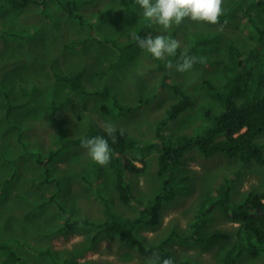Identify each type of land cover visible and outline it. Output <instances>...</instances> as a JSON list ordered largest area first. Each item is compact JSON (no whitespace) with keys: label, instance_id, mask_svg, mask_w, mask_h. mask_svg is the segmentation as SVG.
Masks as SVG:
<instances>
[{"label":"rangeland","instance_id":"1","mask_svg":"<svg viewBox=\"0 0 264 264\" xmlns=\"http://www.w3.org/2000/svg\"><path fill=\"white\" fill-rule=\"evenodd\" d=\"M31 1L16 11L8 0H0V264H146L147 258L127 239L102 232L95 240L98 228L85 221L99 224L106 220L103 199L123 216L136 213L122 206L110 180L95 172L96 166H104L94 163L81 145L66 147V141L91 136L93 129L104 130L107 124L138 140L155 139L158 123L177 96L161 85L163 60L154 59L139 46L127 47L139 30L153 37L171 36L180 48H195L198 57L209 61L184 73L175 67L168 69L170 79L188 89L195 103L172 123L165 132L167 138L174 133L194 135L205 109L215 106L204 82L223 84L218 65L211 61L224 57V44L232 40L245 54L255 51L261 55L264 41L257 36L250 40L249 30H254L245 27L238 10L236 18H219L216 25L185 19L164 32L143 18L136 2L124 6L120 0H97L82 8L80 14L85 18L81 24L79 18L70 19L64 10L51 7L49 0ZM230 2L237 0H222V14ZM253 11L264 27V9L258 6ZM253 64L250 60L248 67ZM79 71L84 72L88 91L109 88L123 104L138 107L136 112L118 119L105 115L101 107L110 105L108 101L79 95L61 81ZM59 119L63 121L60 129ZM53 149L60 151L50 161L47 154ZM145 161L137 163L139 167L146 164L144 170L129 180L137 196L149 200L161 188L162 179L156 154ZM176 173L178 179L186 178V192L164 204L159 225L142 228L137 234L147 246L160 244L173 232L187 235L204 194L226 180L235 202L243 201L252 189L264 192V168L222 155L205 158L197 149L184 155ZM236 227L215 210L211 229L234 232ZM226 247L201 251L177 237L168 245L175 264L186 259L223 264ZM239 261L264 264L262 258L247 252Z\"/></svg>","mask_w":264,"mask_h":264},{"label":"trees","instance_id":"2","mask_svg":"<svg viewBox=\"0 0 264 264\" xmlns=\"http://www.w3.org/2000/svg\"><path fill=\"white\" fill-rule=\"evenodd\" d=\"M49 1H51L49 4L51 7L64 10L70 19L71 17L79 18L80 23L83 24L85 16L80 14L82 8L97 0ZM120 2L124 6H130L135 3V0H120ZM30 3H32L31 0H8L10 7L16 11L25 8ZM258 6L264 9V0L230 2L227 5L229 10L221 14L220 18L221 20L236 18L238 10L245 20V27H251L254 30H249L250 40L257 36L260 41H264V27L261 28L257 23L256 12L253 11ZM45 11L47 12L46 8ZM137 36L146 38L148 35L145 31L139 30ZM78 43L81 44L83 41ZM237 45L232 40L226 42L223 46L224 57H217L211 61L218 65L217 69L220 70L223 84H217L212 80L204 82L208 95L216 103L215 106L211 104L208 109H205L202 114L201 127L194 135L174 133L167 138L165 132L180 115L195 103L194 96L188 89L182 87L179 82H173L170 79L166 64L168 61L177 63L182 53L198 57L195 48H179L175 56H168L166 60L162 61L161 71L164 75L161 85L177 96V100L170 105L165 118L158 123L155 139L151 141L138 140L125 130L115 129V143H113L104 130L93 129L91 136H104L111 149L110 162L103 167L104 169L96 166L95 172L101 179L110 180L120 204L126 208L134 209L136 213L135 216H123L120 212L112 209L108 201L102 198L106 220L99 224L85 221L88 225H95L98 228L95 240L102 232L114 233L134 243L139 253L146 258L150 257L153 252H157L161 260L173 258L176 262L174 252L168 248V245L173 237H177L181 242L195 245L201 251L227 245L222 254L223 264H240L239 260L244 252L254 258L264 260V192L252 189L245 193L243 201L235 202L232 199V186L228 180L204 194L197 208V214L189 224L187 235L173 232L156 246L145 245L137 235L142 228L153 229L159 225L164 204L176 199L180 192H186V178L178 179L176 169L183 162V157L189 150L197 149L205 158L222 155L229 159L239 160L243 164L256 163L264 168V144L261 142V138L264 137V54L259 55L255 51L245 54V51ZM135 46H139L136 39L127 47ZM250 60L254 61L252 67H248ZM208 62L205 60V63ZM83 77L84 72L79 71L64 76L61 81L69 83L71 89L79 92V95L97 96L108 101L110 105L103 104L101 107L105 115L118 119L127 118L136 112L138 107L123 104L109 88L88 91L83 83ZM166 84L169 87H165ZM62 123L63 121L59 119L58 129L62 128ZM61 134L64 137L65 131H61ZM91 136L86 135L83 138H91ZM81 140L82 138L67 140L65 146H79ZM59 151L50 150L47 159L52 161ZM151 154H156L158 175L162 179V185L148 200L137 196L129 178L130 175L141 173L144 170L146 164L139 167L137 163L144 164L145 158ZM42 159V157L37 159L39 164H43ZM215 210H220L224 217L237 225L234 232L211 229ZM180 264L202 263L186 259Z\"/></svg>","mask_w":264,"mask_h":264},{"label":"clouds","instance_id":"3","mask_svg":"<svg viewBox=\"0 0 264 264\" xmlns=\"http://www.w3.org/2000/svg\"><path fill=\"white\" fill-rule=\"evenodd\" d=\"M142 9L145 20L161 26L164 32H168L173 25L180 26L185 19L195 23L216 25L222 14V0H135ZM139 47L146 50L156 60H164L166 56H175L180 48V43L171 36L148 35L146 38L134 37ZM204 57L189 56L182 53L181 62L173 65L168 61L166 67L180 73L190 71L196 63H204ZM104 131L115 143V127L107 124ZM81 147L86 149L87 156L96 164L106 166L111 159V149L108 140L104 136L94 138H82ZM146 264H175L173 258L161 260L159 253L153 252L147 258Z\"/></svg>","mask_w":264,"mask_h":264}]
</instances>
